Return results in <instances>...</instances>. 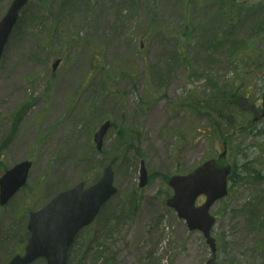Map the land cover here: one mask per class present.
I'll return each mask as SVG.
<instances>
[{
	"label": "rangeland",
	"instance_id": "1",
	"mask_svg": "<svg viewBox=\"0 0 264 264\" xmlns=\"http://www.w3.org/2000/svg\"><path fill=\"white\" fill-rule=\"evenodd\" d=\"M0 2L1 20L12 0ZM263 93L264 0H31L0 64V178L33 162L0 205V264L23 254L31 211L109 165L119 194L69 264H207L203 234L165 205L168 180L224 146L233 177L212 208L216 262L264 264V120L252 112Z\"/></svg>",
	"mask_w": 264,
	"mask_h": 264
},
{
	"label": "water",
	"instance_id": "2",
	"mask_svg": "<svg viewBox=\"0 0 264 264\" xmlns=\"http://www.w3.org/2000/svg\"><path fill=\"white\" fill-rule=\"evenodd\" d=\"M29 0H14L7 15L0 22V61L18 21L20 11ZM1 6V4H0ZM60 61L54 64V69ZM264 118V94L262 105ZM258 118L255 119L257 121ZM110 123H106L95 135L98 149L103 146V139ZM227 149L218 159L210 160L186 176H174L169 185L174 189V196L167 201V206L174 209L178 217L186 221L190 231H201L211 247L214 257L208 264H217L215 254L216 240L211 230L216 223L210 214L211 207L228 194V176L231 166L226 160ZM31 162H22L6 172L0 180V204L6 205L10 199L27 183ZM148 183L145 164L141 166L140 187ZM114 173L111 167L105 169L103 177L93 186L84 190V184L59 194L44 209L30 214L28 229L31 232L25 256H16L10 264H32L44 257L48 264H67L68 252L77 234L90 225L102 206L115 194ZM207 197L206 202L196 207L201 196Z\"/></svg>",
	"mask_w": 264,
	"mask_h": 264
},
{
	"label": "bare ground",
	"instance_id": "3",
	"mask_svg": "<svg viewBox=\"0 0 264 264\" xmlns=\"http://www.w3.org/2000/svg\"><path fill=\"white\" fill-rule=\"evenodd\" d=\"M33 105V101L29 102V105L27 108L31 107Z\"/></svg>",
	"mask_w": 264,
	"mask_h": 264
},
{
	"label": "flooded vegetation",
	"instance_id": "4",
	"mask_svg": "<svg viewBox=\"0 0 264 264\" xmlns=\"http://www.w3.org/2000/svg\"><path fill=\"white\" fill-rule=\"evenodd\" d=\"M106 121H110L109 119H106ZM102 124V123H101Z\"/></svg>",
	"mask_w": 264,
	"mask_h": 264
},
{
	"label": "trees",
	"instance_id": "5",
	"mask_svg": "<svg viewBox=\"0 0 264 264\" xmlns=\"http://www.w3.org/2000/svg\"><path fill=\"white\" fill-rule=\"evenodd\" d=\"M233 175L231 176V179H232Z\"/></svg>",
	"mask_w": 264,
	"mask_h": 264
}]
</instances>
